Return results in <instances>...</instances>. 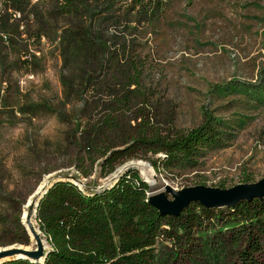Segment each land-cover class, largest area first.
Returning a JSON list of instances; mask_svg holds the SVG:
<instances>
[{
	"label": "rangeland",
	"instance_id": "obj_1",
	"mask_svg": "<svg viewBox=\"0 0 264 264\" xmlns=\"http://www.w3.org/2000/svg\"><path fill=\"white\" fill-rule=\"evenodd\" d=\"M128 1L123 28L114 13L105 18L119 0H82L76 19L54 0L30 1L14 44L0 42V243L10 240L2 230L16 215L29 241L0 252L42 258L49 243L36 219L37 192L55 177L90 191L133 167L152 193L264 177V0ZM78 20L106 42L69 43ZM205 113L221 119L224 144L207 148L195 167L155 169L162 153L137 143L132 158L103 174L107 149L155 129L194 127ZM225 222L202 215L186 239L160 234L157 264H237Z\"/></svg>",
	"mask_w": 264,
	"mask_h": 264
},
{
	"label": "trees",
	"instance_id": "obj_2",
	"mask_svg": "<svg viewBox=\"0 0 264 264\" xmlns=\"http://www.w3.org/2000/svg\"><path fill=\"white\" fill-rule=\"evenodd\" d=\"M81 2L65 0L60 9L73 13L76 19ZM28 3L29 0H11L1 8L6 12L13 10L6 18L0 15V30L9 34L6 42L14 44L12 37L20 32L18 27L28 23L30 12L25 9ZM15 10L20 11L19 17L13 16ZM108 11L113 12L110 8ZM110 12L105 18L111 17ZM70 23L69 43L84 46L90 42L100 41L102 45L106 42L101 37H93L82 20ZM3 41L0 37V42ZM134 83L130 79L126 86ZM107 119L106 124L113 118ZM224 134L221 119L205 113L203 121L194 127L170 131L155 129L148 137H137L131 145L107 149L100 168L103 174L112 172L118 162L133 157V146L137 143L155 154L162 153V157L152 160L155 169L160 165L192 168L207 148L223 146ZM94 141L96 139L92 138L91 143ZM149 192L150 185L133 167L120 173L111 184L90 191L67 176L55 177L41 192L35 207L36 219L49 248L41 259L9 256L0 264H157L159 235L186 239L202 215L225 216L224 230L237 247V264H264V201L253 199L222 208H205L192 202L174 217L161 215L150 203ZM8 222L9 226L2 233L10 240L0 245L28 243L19 215L9 218Z\"/></svg>",
	"mask_w": 264,
	"mask_h": 264
},
{
	"label": "water",
	"instance_id": "obj_3",
	"mask_svg": "<svg viewBox=\"0 0 264 264\" xmlns=\"http://www.w3.org/2000/svg\"><path fill=\"white\" fill-rule=\"evenodd\" d=\"M47 181L37 193L45 189ZM39 194V195H40ZM39 198V196H38ZM259 199L264 201V177L255 182L239 183L228 188L196 184L182 188H173L165 185V190L149 192V201L161 215L178 216L192 202H198L205 208L234 207L241 201ZM29 253L22 249L0 252V257H21Z\"/></svg>",
	"mask_w": 264,
	"mask_h": 264
},
{
	"label": "built area",
	"instance_id": "obj_4",
	"mask_svg": "<svg viewBox=\"0 0 264 264\" xmlns=\"http://www.w3.org/2000/svg\"><path fill=\"white\" fill-rule=\"evenodd\" d=\"M34 2V3H42V2H48V1H50V0H29V2ZM55 2H56V4L58 5V7L59 8H61V6L62 5H64L65 4V0H54ZM120 1V6H119V8H120V10L119 9H117V10H114L113 12H110V11H108V12H110V13H116V15H114V17H117L118 18V22L120 23V27L121 28H123V26H124V24L126 23V15H127V12H128V5H129V1L128 0H119ZM10 2H11V0H0V9L4 6V5H6V4H10ZM11 10V9H10ZM13 11V10H12ZM11 11V12H12ZM117 11V12H116ZM107 12V13H108ZM19 14V15H16V14ZM110 13H109V15H110ZM21 15V13H20V11H17V10H15L14 11V13H13V16H15V17H19ZM22 26V25H21ZM107 27L109 28V30L111 31V32H116V30H115V27H114V25L112 24V23H110L109 25H107ZM0 32H1V34H0V37H1V35H2V37L1 38H3L4 39V41H6V39H8V35L9 34H7V33H5L4 31H2V30H0Z\"/></svg>",
	"mask_w": 264,
	"mask_h": 264
},
{
	"label": "bare ground",
	"instance_id": "obj_5",
	"mask_svg": "<svg viewBox=\"0 0 264 264\" xmlns=\"http://www.w3.org/2000/svg\"><path fill=\"white\" fill-rule=\"evenodd\" d=\"M41 185H42V184H41ZM24 216H26V213L24 214ZM24 219H25V218H24ZM26 223H27V222H26ZM27 226H28V225H27ZM27 226H26V227H27ZM27 228H28V227H27ZM36 230H37V229H36ZM8 247H9V246H8ZM19 248H20V247H19ZM3 249H4V248H3ZM25 249H26V248H25Z\"/></svg>",
	"mask_w": 264,
	"mask_h": 264
}]
</instances>
